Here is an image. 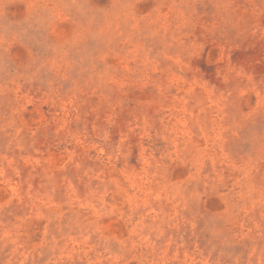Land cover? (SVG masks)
<instances>
[{
  "label": "rangeland",
  "instance_id": "374dc122",
  "mask_svg": "<svg viewBox=\"0 0 264 264\" xmlns=\"http://www.w3.org/2000/svg\"><path fill=\"white\" fill-rule=\"evenodd\" d=\"M0 264H264V0H0Z\"/></svg>",
  "mask_w": 264,
  "mask_h": 264
}]
</instances>
